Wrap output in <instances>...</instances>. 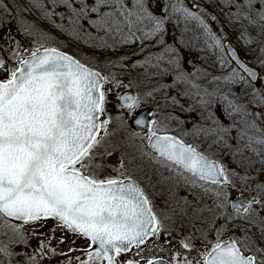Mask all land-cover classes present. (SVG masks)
I'll return each mask as SVG.
<instances>
[{
  "label": "snow or ice",
  "instance_id": "obj_1",
  "mask_svg": "<svg viewBox=\"0 0 264 264\" xmlns=\"http://www.w3.org/2000/svg\"><path fill=\"white\" fill-rule=\"evenodd\" d=\"M32 3L48 18L54 14L55 8L64 7L72 26L69 31L74 36L80 35L82 21H86L90 28L105 33L99 38L105 45L108 36L118 39L121 44L139 41L143 46L144 41L156 39L159 45H164L169 19L180 17L185 23L195 22L203 30L207 47L220 53L221 68L227 65L230 69L223 78L224 83H248L242 73L256 80V73L241 62L236 52L206 24L202 17L204 10L194 12L185 6L183 0H162L159 6L163 15L150 9L149 4L156 7L158 0H131L130 6L128 0H52L53 11H49L42 0H32ZM233 4L236 11L232 16L237 19L242 16L250 25L259 21L264 30V0H243V3L224 0L225 7ZM59 27L63 28V25ZM24 30L28 35H34L31 26H25ZM35 35L44 36L43 33ZM241 38L246 44L251 43L246 34L242 33ZM9 51L13 66L6 67L4 59L0 58V70L6 73V77L0 79V228L4 235H10L8 242L0 244V257L11 264L13 255L23 256L19 252L14 254L9 245L15 243L27 247L24 226H43L48 220L86 241V246L80 249L85 258L77 256V264H117L121 253L135 248L136 254L141 255V246L149 239H158L166 231L170 235L171 229L165 227L164 221L171 217L158 215L153 201L125 163L124 153L120 154L115 166L96 162L98 157L102 160L103 156H112L118 151L116 146L105 147V141L111 135L109 126L112 121L111 117L102 119L106 115V96L102 89L108 77L56 47L40 43L35 37L31 48L22 50L17 44L15 50ZM165 51L173 53L167 60L173 66V83L183 82L196 90L194 94L199 97L202 108L201 118L207 111V120L213 125L210 129L196 128L195 131L198 135L200 132L206 136L215 135L217 138L213 143L226 146L225 137L235 122L226 126L214 112L208 111L214 103L208 97L216 94L207 89L201 94L199 85L186 79L176 49L169 46ZM260 52L264 55V42ZM153 59L156 64H152ZM163 59V55H149L138 63L141 67H158ZM230 61H234L237 67H232ZM260 63L264 66V59ZM116 86L121 85L117 82ZM160 87L168 86L161 84ZM251 95L254 103L259 101V106L264 107V95L259 89ZM219 99L229 118L241 117L239 123L242 127L237 130V141L247 136L245 147L260 155L264 150V129L255 120H249L253 113L227 94ZM117 100L122 109H128L129 115H133L140 104L139 98L131 95L118 96ZM173 103H179L175 97ZM255 115L264 119L260 113ZM117 119L123 121L124 117L118 116ZM134 123L139 131H131L129 139L139 141L136 145L139 157H146L160 168H166L193 188L211 192L215 209L220 210L215 219L226 217V224L219 228L215 224L209 225V232L215 230V242L207 240L208 232L202 233L203 239L211 244L210 250L206 246L201 253L202 264H264V246L257 244L252 232L253 228L258 230L260 245H264V183L258 182L255 189L248 185L247 190L254 191L255 195L244 196L241 191L232 199L229 189H236L232 180L235 173L230 176L221 163L175 135L176 129L166 123L143 116L134 117ZM187 135L183 133V136ZM100 148L104 149L102 153L98 151ZM108 167H111L110 173L105 171ZM249 179L252 177H242V186ZM171 198L177 199V194L172 192ZM180 199L186 201L185 197ZM235 220L248 227L240 228L241 237L230 236L222 241L221 235L228 230L227 224ZM36 231L34 228L32 234ZM52 231L54 234L55 229ZM182 244L186 249L192 247L188 243ZM46 248L55 254L54 249L41 242L35 254L27 257L23 264H39L37 256L42 259ZM255 253L260 254L259 260ZM124 264L141 262L126 260ZM146 264L166 262L148 259ZM183 264L193 262L185 259Z\"/></svg>",
  "mask_w": 264,
  "mask_h": 264
},
{
  "label": "rangeland",
  "instance_id": "obj_2",
  "mask_svg": "<svg viewBox=\"0 0 264 264\" xmlns=\"http://www.w3.org/2000/svg\"><path fill=\"white\" fill-rule=\"evenodd\" d=\"M183 2L185 6L194 12L199 13L200 9H203L202 17L212 32L222 37L223 42L228 41L234 46H237V49L240 50L244 57H247L248 61L256 69H259L261 77L257 85L248 88L247 83L243 81L235 84L224 83L223 78L230 69L227 65L224 69L221 68L218 60L220 53L207 47L203 30L195 22L185 23L180 17H172L167 21L164 45H159L156 39L144 41L143 46L139 41L131 44H121L117 39L113 44L114 47L112 50L111 48L109 50V45H105L99 39L103 37L102 35L81 36L83 33L80 31L78 37L74 36L67 29V18L61 19L62 14L59 15L57 11L50 18L45 17L41 9L33 6L32 0H21L19 5L16 3L3 4L4 6L0 5V23L9 21V23L13 24L16 28V35L20 39V47L22 50L29 49L33 46L34 37L40 43L54 46L60 51L66 52L75 59L80 60L86 66L99 71L103 76L108 77V81L104 83L106 86L114 88L113 90L116 89L115 94L123 91L127 84L129 89L133 91L134 96L140 100V104L134 112L137 113L141 109L149 108L151 109L150 118L166 123L171 128L176 129L174 134L178 137L189 142L197 141L199 144L205 141L213 142L217 138L215 135L206 136L204 132H200L198 135L195 131L196 128L210 129L213 127L211 122L207 120V111L203 113L204 118H201L202 108L198 103L199 97L194 94L196 90L191 89L188 84L183 82L173 83V66L167 63L168 58L173 53L165 51V49L169 46L176 49L180 66L186 73V79L199 85L201 94H203L205 89L210 93L216 94L215 96L208 97V99L214 101L209 106L208 111L214 112L226 126L233 125V122H235L232 130L225 137L227 142L226 152H224L227 158V162L225 163L227 164L229 172L236 174L233 179V182L236 184V189L233 190L230 188V193L239 195L242 191L243 195H255V192L250 193L247 187L250 185L255 189V185L258 182L264 183V150L261 151L260 155H257L246 148L247 136L243 140L237 141V130L242 127L239 123L241 117L234 115L229 118L224 112V104L220 101L219 97L227 94L230 99L237 103L245 104L248 111L253 113V116L249 117V120H255L257 125L264 129V119L255 115L256 113H260L261 116H264V107L259 106V101L254 103L251 95L257 89L260 90L261 95H264V66L260 63V60L264 59V55L260 52L262 42H264V30L259 32L253 31L247 24L248 20L241 17L237 19L232 16V13L236 11L235 5L225 7L224 0H183ZM42 3L46 7L53 8L52 0H42ZM128 3L130 6L131 0H128ZM160 3H162V0H158V6L156 7H152L151 3L149 4L150 9L157 15H163L162 9L159 6ZM193 5H198L199 7H193ZM5 6L7 11H5ZM212 17H215V19H212ZM60 25H63V28L59 27ZM25 26H31L34 35H28L24 30ZM37 33H43L44 36L40 37L35 35ZM242 33L250 38V44H246L245 40L241 38ZM108 38L109 36L107 37V41L110 44ZM91 43L101 45L102 49L100 51H92L83 46ZM142 47L144 49L143 51ZM15 49L16 47L13 50ZM149 55L152 57L163 55L164 59L159 61L158 67H149L147 65L141 67L138 62L143 61ZM10 56L11 51L6 49L0 50V58L4 59L6 67L13 66L14 62L10 59ZM156 63L157 61L153 59L152 64ZM133 65L136 66L133 67ZM162 69L164 71H161ZM5 77L6 73L0 70V79ZM120 81H124V87L115 88V84ZM161 84L167 85L168 87L161 88ZM173 97L179 102L178 104L173 103ZM116 105L115 101L109 102L106 99V115L102 119L112 118L109 126L111 135L105 141V147L111 148L112 146H116L118 151L112 156H103L102 160L98 157L96 162H103L105 165L115 166L120 154L124 153L125 163L128 167L135 175L138 172L140 174V172L145 171L144 166L153 162L146 157H139V151L136 147L139 141L129 139V134L132 131L129 128V120L132 116L128 114V109L123 110ZM118 116H123L124 120H118ZM183 133H187L188 135L183 136ZM98 151L102 153L104 149L100 148ZM129 160H131V163H128ZM105 171L110 173L111 167H108ZM245 175L252 177V179H249L247 184L242 186L241 178ZM216 213L219 214L220 210ZM239 222L242 227H248L242 221L239 220ZM234 226L236 225L234 224ZM33 228L30 225H25L23 228L27 237V247H29L31 242H36V239H34L36 234H32ZM232 231H235V228L230 227L228 233L231 234ZM252 232L255 233L257 244L264 246L260 245L258 230L253 228ZM9 235H4L3 229L0 228V244L8 242ZM39 235L37 234V236ZM242 235L243 233L240 231L239 236L235 235V237H241ZM224 236L225 233L221 235V238ZM43 240L46 241L47 239ZM207 240L215 242V239ZM199 241L195 247L191 244L192 250L190 254L194 260L201 258L198 255V251L203 246H211L204 239H199ZM9 247L13 253L18 252L19 249L23 252L27 248L23 244L15 243L10 244ZM140 252L141 255H137L136 249L126 256H119L117 262L123 263L126 260H137L141 264H144L148 259L168 254L169 245L163 246L156 239H152L141 247ZM255 255L259 260L260 254L255 253ZM8 262V260H5V264H8Z\"/></svg>",
  "mask_w": 264,
  "mask_h": 264
},
{
  "label": "flooded vegetation",
  "instance_id": "obj_3",
  "mask_svg": "<svg viewBox=\"0 0 264 264\" xmlns=\"http://www.w3.org/2000/svg\"><path fill=\"white\" fill-rule=\"evenodd\" d=\"M21 0H0V5L13 3L19 5ZM239 3H243V0H237ZM4 6V5H3ZM257 5V9H258ZM6 8V6H5ZM49 11H53L52 7H46ZM1 10V9H0ZM60 15L62 14L64 18H67V29H70L72 26L68 23V13L67 10L64 7H57L55 8L54 12H56ZM63 18V19H64ZM241 18H243L241 16ZM253 19H255V16H253ZM83 29L80 30L83 35L86 36L89 35L88 33H91L92 36L94 35H102L105 36L104 32H98L96 34V29L90 28L86 21H82ZM251 30L253 31H261L260 22L257 21L255 25H249ZM249 28V27H248ZM92 31H95L92 33ZM87 33V34H86ZM0 50H13L14 47L19 44L21 46L20 39L17 37L16 28L13 26V24L8 22H2L0 23ZM100 37V36H99ZM111 45L108 46V49L112 50L114 47L115 40L112 39L111 36L108 38ZM113 45V46H112ZM237 51V54L239 55L240 59L244 60L247 65L255 67L252 65L247 57H244V55L240 52L239 49H237V46H234L231 44ZM92 51H100L102 49L101 45H98L96 43L91 44H85L83 45ZM232 65V64H231ZM233 67V66H232ZM119 84L124 87L125 83L124 81H120ZM115 88H119L114 86ZM123 91H121L119 94H115L114 88L111 86H106L105 83L103 84V91L105 92V96L107 101L114 102L117 104L118 108L122 109L118 105L117 97L121 96L123 94H126L132 90L129 89V86L126 84ZM123 110H126L123 108ZM186 143L196 145L198 147V150L208 155L210 158L217 160L219 163H221L227 170L230 176H232V173L229 172V169L227 167V158L225 156L226 152V146L224 145H218L213 143L212 141H205L204 143H197L196 142H189L188 140H185ZM211 145V147H210ZM144 170L139 172L135 175V178L138 180L140 185L143 187L147 195L151 198L154 205L156 206V210L158 215H160L162 218L165 215H168L171 217V219L165 220V227L167 229H171V234L169 235L166 231L164 234H162L158 239L153 237L149 239L148 241L152 239H156L161 244L169 245V252L166 255H162L159 257H153V260L160 259L165 260L168 264H183L184 260L192 261L193 264H196V262L201 261L202 264V257L201 253L205 250L206 246H203L199 251L198 255L201 257L200 259L194 260V258L191 256V248L186 249L183 247V243L192 244L193 247L197 245L199 239H203L202 233L208 232L207 239H216V233L215 230L208 231L210 224H215L216 228H219L222 224H226V217H221L219 220H216L215 217L219 214L216 212L219 211V209H215V206L213 204V195L211 192L205 193L200 188H193L188 184H185L183 180L176 177L174 173L168 172L166 168H160L154 163H149L147 166H144ZM236 176V175H235ZM234 179V176H232V180ZM175 192L177 194V199L171 198V193ZM236 195L235 193L231 194ZM237 196V195H236ZM180 197H185V199H180ZM233 199V198H232ZM215 209L214 211H209L208 209ZM203 211H200V210ZM17 223V222H13ZM234 224L236 226H234ZM30 226L34 227L36 231V236L34 239H36V242L29 245V247L26 248L25 251L21 252L19 249V253H23V256H16L13 255V259L11 261V264H23L24 260L35 254V252L39 249V244L43 242L48 247L55 250V254L52 252H49L47 248L44 250V257L41 259L39 256H37V259L39 261V264H67L69 260L72 261V264H77L76 257L80 256L82 259L85 258L83 253L80 251L83 247L86 246V241L80 237L74 236L72 233L67 232L66 230H63L59 227H57L55 221L48 220L44 223L43 226L40 224H30ZM235 228V231H232L231 234L228 233L229 228ZM241 223L239 220H235L232 224H227V231L224 232L225 236L222 239L227 240L230 236H239ZM33 228V229H34ZM52 229H55V232L53 234ZM236 233L235 235H233ZM37 234H40L37 236ZM229 234V236H228ZM43 235V236H42ZM43 239H47L46 241ZM61 240L63 241L61 243ZM73 241H75V244H73ZM147 241V242H148ZM146 242V243H147ZM143 246V245H142ZM141 246V247H142ZM166 247V246H165ZM211 247V246H210ZM210 247L208 249L210 250ZM70 249H73V251H69ZM136 249L133 248L132 251H135ZM129 252V253H130ZM17 253V252H15ZM14 253V254H15ZM61 253H66L67 255H61ZM129 253L120 254V256H126ZM176 257V259H173V257ZM118 258V257H117ZM0 262L2 264H5V259L3 257H0ZM9 264V262H8ZM117 264H124L118 263ZM146 264V262L144 263Z\"/></svg>",
  "mask_w": 264,
  "mask_h": 264
},
{
  "label": "water",
  "instance_id": "obj_4",
  "mask_svg": "<svg viewBox=\"0 0 264 264\" xmlns=\"http://www.w3.org/2000/svg\"><path fill=\"white\" fill-rule=\"evenodd\" d=\"M223 43L226 44V45H229V46L232 48V50L235 51L236 54H237L236 49H235V48H234V47H233L228 41H224ZM237 58H238L241 62H243L247 67L251 68L253 72L256 73V80H254V81L251 80V79L247 76L246 73H242V75L245 76V79H246L247 81H249V83H250L251 85H255V84H257L258 81H259V78H260V73H259L258 69H255L254 67H252V66H250V65H247L246 62H244L242 59H240V57H239L238 54H237ZM230 63H231L234 67H237V65L235 64L234 61H230ZM237 70H239V69L237 68ZM123 95H131V96H133L132 92H128V93L123 94ZM121 96H122V95H121ZM118 105L120 106L119 101H118ZM149 114H151V109H149V108L141 109V110L137 111V113L135 112V113L132 115L131 119L129 120V128L132 129L133 131H139V128H137V126H136L135 123H134V117L143 116V117L147 118L148 120H150V115H149ZM244 196H248V195H244ZM235 197H236V195L233 194V195H232V198L234 199ZM127 253H128V252H127ZM156 260H160V259H156ZM164 261H165V260H164ZM166 264H168V263H166Z\"/></svg>",
  "mask_w": 264,
  "mask_h": 264
},
{
  "label": "trees",
  "instance_id": "obj_5",
  "mask_svg": "<svg viewBox=\"0 0 264 264\" xmlns=\"http://www.w3.org/2000/svg\"><path fill=\"white\" fill-rule=\"evenodd\" d=\"M247 24L250 25V24H249V21H247ZM246 85L248 86V88L252 87V86H250L249 84H246Z\"/></svg>",
  "mask_w": 264,
  "mask_h": 264
}]
</instances>
